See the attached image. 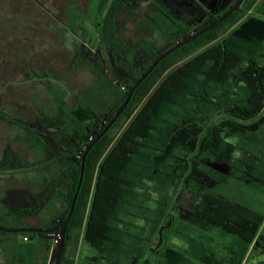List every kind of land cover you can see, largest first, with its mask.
I'll list each match as a JSON object with an SVG mask.
<instances>
[{
	"label": "trees",
	"instance_id": "16d2710c",
	"mask_svg": "<svg viewBox=\"0 0 264 264\" xmlns=\"http://www.w3.org/2000/svg\"><path fill=\"white\" fill-rule=\"evenodd\" d=\"M109 1L100 0L97 4V14L104 15L103 23L97 25L101 26L102 37L116 46L115 21L120 10L114 2L105 13ZM230 6L223 9L215 6V11L198 28L192 17L180 23L156 21L161 28L168 27L165 31L177 38L176 44L215 22ZM67 9L74 18L83 17L76 11L79 8ZM145 72L125 94L105 101L106 109L102 112L87 95L86 99L78 98L72 108L63 106V98L58 96L60 117L45 113L43 118L24 120L39 130L43 128L40 132L33 129V133L25 129L45 155L37 163V170L49 193L33 200L28 207L0 214V227L15 228L4 225L10 218L24 221L40 215L50 198V190L67 200L66 207L50 218L41 216L36 226L26 223L21 226L52 229L67 217L81 178L87 145L114 118ZM263 108L264 0H245L240 10L215 28L162 59L135 89L121 115L93 144L67 224L62 264H156L145 256V242L150 245V255L161 254L157 264H193L190 258L202 260L210 251L204 243L208 237L201 233L203 228L210 227L238 235L252 246L251 252L264 253V215L248 209L242 212L235 203L213 193H204L199 200L189 199L187 206L182 200L184 192L193 191L196 179L207 174L206 160L226 163L235 171L256 176L258 166L256 162L254 165V159L248 157L247 161L236 153L246 147L256 149L252 136L264 128V115L257 116ZM217 112L222 113V119L214 118ZM8 114L12 113L0 110V121L15 122ZM255 115L257 118L250 119ZM52 126L56 130L51 131ZM233 137L238 140L231 141ZM62 139L65 145L59 151L57 145ZM252 155L262 162L264 152ZM22 164L35 168L30 160L15 159L13 149H9L0 169L20 168ZM55 171L62 173L56 175ZM152 192L157 194L155 199ZM176 227L183 244L170 245L167 233ZM183 231L190 235L184 237ZM10 234L24 235L20 245H24L23 252L31 263L36 261L38 249L33 241L51 235L0 230V241ZM83 248L88 254L82 259ZM245 252L246 249L241 253V261Z\"/></svg>",
	"mask_w": 264,
	"mask_h": 264
},
{
	"label": "rangeland",
	"instance_id": "374dc122",
	"mask_svg": "<svg viewBox=\"0 0 264 264\" xmlns=\"http://www.w3.org/2000/svg\"><path fill=\"white\" fill-rule=\"evenodd\" d=\"M224 1L221 6L217 3L221 9L224 8ZM228 1L226 0L225 3ZM124 2L118 4L120 11L115 21L118 40L116 46L102 37L101 26L97 25L103 23L104 19V15H101V18L97 14L100 0H83L81 8L76 10L83 17L78 16V19L70 14L64 0L57 2L55 0L52 6L49 5L51 8H42L39 4L38 18L42 20L40 22H44L42 24L45 29L39 28L46 30L47 22L53 19L56 24L55 30L50 33L40 32L37 43H34L35 34H33L34 44L30 41L24 43L19 53L16 52L18 39L2 36L0 110L10 112L14 117L18 115L28 119L43 118L45 113L60 117L62 113L60 98H63V106L72 108L77 105L78 98L86 99L84 96L87 95L93 103L99 105L101 112L104 111L105 101L113 100L116 95L125 94L136 78L148 69L155 56L177 41L172 33L165 31L167 26L161 28L157 24L158 20L180 23L192 17L195 21L194 26L198 28L204 23V18L209 12L215 11L216 0H124ZM113 4L114 0L106 4L108 8L105 13ZM55 16L58 19H54ZM0 19L3 20L1 16ZM62 22L67 23L70 32L60 25ZM117 32H120V35ZM181 64H177L169 73ZM56 89L62 91L56 92ZM260 114L264 115V108L257 116ZM221 115L222 113L217 112L214 118L220 120L223 118ZM257 116L250 119H255ZM22 126L7 121L0 122V162L2 155L13 149L15 159L21 157V161H24L34 158L35 163V168L22 164L20 168L0 169V214L2 215L11 212L12 209L28 207L34 202L33 200L49 193V188L40 180L37 170L39 166L37 163L45 155L39 150L38 154L31 152L32 136L25 130L24 125ZM33 129L40 132L43 128L41 126L39 130L34 125ZM50 129L56 130V127L52 126ZM252 138L256 140L254 143L256 149L246 147L244 150H238L236 154L247 161L248 157L254 159V165L256 162L258 166L255 177L247 175L246 172L235 171L226 163L206 160L204 165L207 167L205 170L207 174L200 175L196 179L193 191L183 193L184 205H188L186 201L189 199L199 200V196L204 193H213L220 199L224 198L235 203L242 212L248 209L264 215V155H261V150L262 153L264 152V128ZM63 140L57 145L59 151H62L61 147L65 145ZM230 140L236 142L238 138L233 137ZM253 153L256 156L259 154L263 156L262 162H259L258 158L252 155ZM55 173L60 175L62 172L55 171ZM50 192V198L41 209L40 215L28 217L24 221L10 218L4 225L19 227L22 223H26L36 226L41 222V216L50 218L53 214L60 213L66 207L67 200L58 198L51 190ZM152 196L155 199L157 194L152 192ZM175 214L178 215L177 212ZM182 233L184 237L190 235L187 231ZM201 233L208 237L204 243L205 248L210 251L206 252L202 260L190 258L193 264H237L238 262L258 264L264 261V253L251 252L252 246L249 243L245 244L238 235L214 227L203 228ZM23 236L22 234L3 236L5 243H0V264H35L31 263L23 252L24 245L18 244L19 237ZM167 241L170 245L183 244L177 233V227L167 233ZM15 244L22 248L20 256L14 255ZM149 246V243L145 242L147 250L145 256H149L157 264L161 254L150 255ZM244 249L246 255L241 261V253ZM40 252L43 254L42 250ZM76 254H79V248ZM86 254L88 252L83 248L81 258L83 259ZM56 255L55 250L53 264Z\"/></svg>",
	"mask_w": 264,
	"mask_h": 264
},
{
	"label": "crops",
	"instance_id": "0c3cea01",
	"mask_svg": "<svg viewBox=\"0 0 264 264\" xmlns=\"http://www.w3.org/2000/svg\"><path fill=\"white\" fill-rule=\"evenodd\" d=\"M57 2V1H56ZM55 3V0H0V16L3 20L0 19V39L4 36L18 39L19 44L16 46V52L22 50V46L26 42H32L33 34H35L34 43L39 40L40 32L50 33V31L55 30V20L51 19V21L47 22L46 30H41L39 27H43L44 22L38 18L39 15V4L42 8H51L49 5ZM53 8V7H52ZM4 11V14H3ZM5 17V18H4ZM12 19V21H10ZM14 19V20H13ZM67 24V23H65ZM64 23L60 25H65ZM41 25V26H40ZM45 29V28H44ZM66 31L70 32L69 28H64ZM11 36V37H10ZM21 42V43H20ZM33 43V44H34ZM37 47V44H36ZM35 47V48H36ZM38 48V47H37ZM37 51V50H36ZM22 242V238L19 237V245ZM38 246L36 253V261L35 264H53V256L55 254L56 248H53V240L52 235H48L43 238H38L34 240ZM0 243H5L4 239L0 241ZM45 249H49L48 252L44 251ZM43 251V254L40 252ZM14 255L20 256L21 251L19 247L15 244L14 246ZM45 255V256H44Z\"/></svg>",
	"mask_w": 264,
	"mask_h": 264
},
{
	"label": "water",
	"instance_id": "95a60500",
	"mask_svg": "<svg viewBox=\"0 0 264 264\" xmlns=\"http://www.w3.org/2000/svg\"><path fill=\"white\" fill-rule=\"evenodd\" d=\"M244 1L245 0H237L234 3V5L229 10H227L223 15H221L215 22L204 26L199 31H197L195 34H192L188 38L177 42L174 46H172L169 49H167L166 51L162 52L159 56H157L153 60L152 64L148 68V70L134 84L133 88L130 90V92H129L127 98L125 99V101L117 109L114 118H112L110 120V122L102 130V132H100V134L97 135L96 139L87 145V147H86V149L84 151L83 157H82V163H81L82 172H81V178H80V181H79V185H78L76 194H75V196L73 198V201H72V204H71V208H70V212H69V214L67 215V217L65 219L61 220L58 223V225L55 226L52 229H46V228L34 227V226H21V227H15V228L0 227V230L5 231V232H9V233L33 232V233H47V234H53L55 231L59 230V232L61 234V239H60V243H59V245L57 247V255H56V259H55V263L54 264H62L64 249H65V234H66L67 224H68V222H69V220H70V218H71V216L73 214L75 203H76V199H77V196H78V192L80 190V185L82 183V175H83V171H84V167H85V160H86L87 154L90 151V149L93 146V144L109 129V127L121 115V113L124 111V109L128 105L129 101L131 100L135 89L142 82V80L144 78H146L147 75L158 65V63L162 59H164L166 56H168L171 52L175 51L177 48L183 46L184 44L189 43L190 41H192L193 39H195L198 36L202 35L203 33L215 28L218 24H220L225 19H227L230 14H232L235 11L240 10Z\"/></svg>",
	"mask_w": 264,
	"mask_h": 264
},
{
	"label": "flooded vegetation",
	"instance_id": "af4514ba",
	"mask_svg": "<svg viewBox=\"0 0 264 264\" xmlns=\"http://www.w3.org/2000/svg\"><path fill=\"white\" fill-rule=\"evenodd\" d=\"M56 1H57V0H56ZM82 1H83V0H64V2L67 3V5H66L67 8H70V7H71V8H81ZM222 1H223V0H216L215 6H218L217 3H220V6H221ZM236 1H237V0H229L227 3H225V2H226V0H225V1H224V4H225L224 7H226V6H228V5H231V6H230V8H231V7L234 5V3H235ZM114 2L117 3V6H118V4H120V3L122 4V2L125 3L124 0H114ZM244 2H245V1H244ZM244 2H243V4H244ZM243 4H242V5H243ZM126 5H128V4H126ZM128 6L130 7V5H128ZM215 6H214V8H215ZM241 7H242V6H241ZM230 8H229V9H230ZM229 9H228V10H229ZM211 12H213V11H211ZM209 13H210V12H209ZM221 15H223V14H221ZM221 15H220V16H221ZM220 16H218V17H220ZM55 18H56V17H54V19H55ZM204 19H206V17H205ZM204 19H203V20H204ZM202 28H203V27H202ZM197 31H199V30H195L194 32H192V34H195ZM192 34H191V35H192ZM173 46H174V45H173ZM170 47H172V46H170ZM170 47H169V48H170ZM169 48H167V49H169ZM167 49H166V50H167ZM166 50H165V51H166ZM163 52H164V51H163ZM159 55H160V54H159ZM159 55H158V56H159ZM156 57H157V56H155V58H156ZM155 58H154V59H155ZM151 64H152V63H151ZM149 67H150V66H149ZM149 67H148V68H149ZM147 70H148V69H147ZM147 70H146V71H147ZM138 80H139V79H138ZM138 80H137V81H138ZM8 115L11 116V117H13V119H14V121H15V122H12V121H11V123L16 124V125H19V126H21V127H23L22 125H24L25 128H29V129L31 130V133H33L34 124H33V123H29V122L24 121L25 119L27 120L28 118L18 117V115H15L16 117H14L13 114H8ZM0 118H1V116H0ZM8 119H9V118H8ZM8 119H7V120H8ZM30 119L32 120V119H34V117H33V118H30ZM1 121H2V120H1ZM1 121H0V122H1ZM3 121H4V120H3ZM5 122H6V120H5ZM25 130H26V129H25ZM31 133H30V135H31ZM32 151L35 152V153L38 152V149H37V147L34 145V142H33V141H32V143H31V152H32ZM5 153H6V152H5ZM37 154H38V153H37ZM2 156L4 157L5 154H3ZM36 156H37V155H36ZM28 160H30L32 163H34V158H33V159H32V158H28ZM1 161H2V160H1ZM34 166H35V165H34Z\"/></svg>",
	"mask_w": 264,
	"mask_h": 264
},
{
	"label": "built area",
	"instance_id": "2783aa9c",
	"mask_svg": "<svg viewBox=\"0 0 264 264\" xmlns=\"http://www.w3.org/2000/svg\"><path fill=\"white\" fill-rule=\"evenodd\" d=\"M124 88V87H123ZM52 235V240H53V248H56L58 247L59 243H60V239H61V234L60 232L58 233H54V234H51ZM28 238L27 236L24 237V241H27Z\"/></svg>",
	"mask_w": 264,
	"mask_h": 264
}]
</instances>
